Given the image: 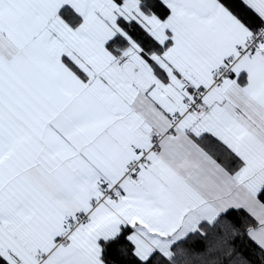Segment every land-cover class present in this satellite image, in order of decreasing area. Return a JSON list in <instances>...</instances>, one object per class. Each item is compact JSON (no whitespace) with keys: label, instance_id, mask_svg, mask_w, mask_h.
Instances as JSON below:
<instances>
[{"label":"snow or ice","instance_id":"snow-or-ice-1","mask_svg":"<svg viewBox=\"0 0 264 264\" xmlns=\"http://www.w3.org/2000/svg\"><path fill=\"white\" fill-rule=\"evenodd\" d=\"M0 264H264V0H0Z\"/></svg>","mask_w":264,"mask_h":264}]
</instances>
